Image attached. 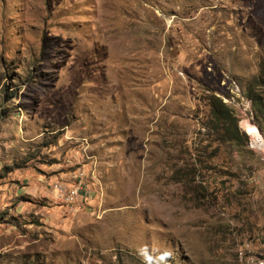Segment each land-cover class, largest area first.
Returning <instances> with one entry per match:
<instances>
[{"label": "rangeland", "instance_id": "1", "mask_svg": "<svg viewBox=\"0 0 264 264\" xmlns=\"http://www.w3.org/2000/svg\"><path fill=\"white\" fill-rule=\"evenodd\" d=\"M254 95L264 0H0V264L264 260Z\"/></svg>", "mask_w": 264, "mask_h": 264}, {"label": "trees", "instance_id": "2", "mask_svg": "<svg viewBox=\"0 0 264 264\" xmlns=\"http://www.w3.org/2000/svg\"><path fill=\"white\" fill-rule=\"evenodd\" d=\"M253 105L257 109H264L263 99L259 95H254L252 97ZM212 112L215 117H219L220 119L225 120L230 114L231 110L229 107L223 102V100L215 95L210 98Z\"/></svg>", "mask_w": 264, "mask_h": 264}, {"label": "built area", "instance_id": "3", "mask_svg": "<svg viewBox=\"0 0 264 264\" xmlns=\"http://www.w3.org/2000/svg\"><path fill=\"white\" fill-rule=\"evenodd\" d=\"M61 189H64V191L62 192H64L63 196H65L67 203L74 204V205L80 204V202H82V199L86 191V190H83V185H81V183L69 188V190H67L66 188H64L63 185H61Z\"/></svg>", "mask_w": 264, "mask_h": 264}, {"label": "bare ground", "instance_id": "4", "mask_svg": "<svg viewBox=\"0 0 264 264\" xmlns=\"http://www.w3.org/2000/svg\"><path fill=\"white\" fill-rule=\"evenodd\" d=\"M256 143L261 144L259 137L256 138ZM248 263L249 264H264V260H258V259H254V257H250V259L248 260Z\"/></svg>", "mask_w": 264, "mask_h": 264}]
</instances>
